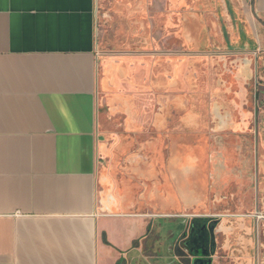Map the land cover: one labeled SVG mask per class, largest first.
Segmentation results:
<instances>
[{
	"label": "crops",
	"instance_id": "obj_1",
	"mask_svg": "<svg viewBox=\"0 0 264 264\" xmlns=\"http://www.w3.org/2000/svg\"><path fill=\"white\" fill-rule=\"evenodd\" d=\"M151 1L128 0L132 37L113 54L100 50L99 0H0V264H156L148 238L173 217L220 220L215 264L258 259L241 150L264 113V0H234L233 21L213 0ZM161 13L167 36L141 38ZM173 54L192 69L174 72ZM173 96L204 116L175 123ZM175 125L204 136L174 137Z\"/></svg>",
	"mask_w": 264,
	"mask_h": 264
},
{
	"label": "flooded vegetation",
	"instance_id": "obj_2",
	"mask_svg": "<svg viewBox=\"0 0 264 264\" xmlns=\"http://www.w3.org/2000/svg\"><path fill=\"white\" fill-rule=\"evenodd\" d=\"M215 7H219L220 5L223 9H226L227 17L233 21L235 19V10L236 4L234 0H213ZM200 7L207 5L206 0H199L197 4ZM234 10V11H233ZM225 29H227V24H224ZM227 25V26H226ZM229 30V28H228ZM228 30L225 32L228 42L232 40L230 36V32ZM230 47H232L229 44ZM262 89H259L258 92ZM264 89L262 90V92ZM256 118L252 121V125L249 127L250 131H247L246 136L242 137L244 144H242V154H248L246 158L247 162V170H246V185L247 190L243 195L245 199L249 202V211L251 213H256V217L258 214H263V217L258 218L260 222L262 221L261 233L257 234V229L255 232V240L256 247L259 248V257L256 259L255 255V264H264V211L257 208L258 205V181L260 173H257L256 163L261 165L260 159H255V154H264V146L260 141V120L264 119V113L260 115L261 110L259 106L256 108ZM264 121V120H263ZM262 128V127H261ZM264 134V133H263ZM256 161V162H255ZM175 220L174 218H168L166 221L172 223ZM160 227L157 229L154 236L148 238V247L144 250L146 253H154L155 251H162L163 253L168 251V253H164V256L168 254L167 258L169 259L171 256V250L175 249L176 252H183L184 254H196L197 258H204L205 260L191 261L190 264H214V260L212 262L209 261L213 255H209L212 249H216V252L221 249L222 245H226L228 242V238L224 237L221 233L218 232V227L220 225V220L218 218L211 217H197L192 219H187L183 222L182 226L184 228L183 237L180 241V244L173 243L171 237H175L174 228L165 226L163 223H160ZM259 236V237H258ZM231 243L233 242L230 240ZM153 244V247H152ZM223 247V246H222ZM151 250V251H150ZM176 258L175 256L171 257ZM222 258V257H221ZM161 263L160 261H156V264ZM179 261H166V264H178ZM137 264H144V262L139 260ZM164 264V263H163ZM223 264H232L231 262H223Z\"/></svg>",
	"mask_w": 264,
	"mask_h": 264
},
{
	"label": "rangeland",
	"instance_id": "obj_3",
	"mask_svg": "<svg viewBox=\"0 0 264 264\" xmlns=\"http://www.w3.org/2000/svg\"><path fill=\"white\" fill-rule=\"evenodd\" d=\"M100 4H99V14H98V26H99V29H100V35H99V39L102 41L101 42V52H108L110 50H107L109 48H112L113 51H110V52H114L113 54L116 53V49H120L119 47H115L117 46V44L121 43L122 41H126L128 39H130L132 36H131V33H130V30L127 29L126 27V24H128V14H127V8L129 6V2L128 0H99ZM146 4H150V10H152L153 8V5H152V1L151 0H145ZM145 6V4H144ZM124 8L125 11L122 9ZM146 8V6H145ZM234 11V10H233ZM236 13V10L234 12V14ZM148 15V14H147ZM236 16V14H235ZM142 17L145 18V16L143 15ZM157 17V27H156V30H152V29H148L147 31H141L140 32V37L141 38H154L156 37H159L160 39H164L166 36H167V32H165V19H166V14L164 13H161V14H157L156 15ZM148 18V16H147ZM224 19V18H223ZM128 20V21H127ZM107 40L109 43H107ZM108 45H112L111 47H109ZM106 47V50L104 51ZM106 59H112V60H115L117 61V56H103V58ZM162 58V59H160ZM160 58H157V62L156 63L157 65H159L160 67L158 68V70L162 71V69L164 68V60H165V56L162 55ZM168 58V56H167ZM171 60H172V67L174 68V72L176 70L178 71H184L186 68H191L192 66V62L191 60L195 59V58H192L188 55H176V54H173L172 57H169ZM192 58V59H191ZM151 60L153 59L152 56H141L140 60L142 61V65H144L145 63L143 61H148V60ZM192 69V68H191ZM175 75V74H174ZM191 80V83L188 84L189 86L192 85L193 82H195L194 79H190ZM189 80V82H190ZM114 92H110V96L106 95L107 98L109 97H112ZM174 97V109H173V118H174V121L175 123L176 122H180L182 120H184V118H189L190 120H193V121H196L197 119H201L202 116H204V112L203 111H199V110H191V111H188L186 110L185 108L182 110L180 108H178L176 106V103H180V98L178 99H175L177 96H173ZM190 102L194 101V97L191 95L189 98ZM187 101L185 100V103ZM189 102V103H190ZM186 104V106L189 108L191 106V103L190 105ZM108 118L111 119L112 116L111 115H108ZM264 120V119H263ZM118 124H115V126H117ZM183 127L182 126H179V125H175L174 126V131H173V135L174 137H180L181 135H187L190 139H197L198 137L202 138L204 136V134L202 133V131L200 132H188V131H183L182 130ZM200 133V134H198ZM111 145L115 146V142L112 143ZM260 180H261V175L259 174V183H260ZM247 211H249V209H247ZM251 212V211H249ZM174 218V217H173ZM168 218H165V219H161L159 220L158 222L159 223H163L165 226H167V228L169 227H172L174 228V231H175V234L176 236L175 237H178L180 234H183L184 232V228L182 226L183 222H182V219H177L176 217L174 218L175 220H172L174 222L172 223H169L167 222ZM258 221H260L258 218H257ZM257 234H260L261 233V224L260 222L257 223ZM175 237H171L172 238V241H174ZM259 237V236H258ZM164 253H168V251L164 252ZM180 253H183V252H180ZM168 254H166L165 256H163L164 258H166L165 260L162 259L161 264H166L165 262L167 261H170L172 260L171 258H167ZM181 257V256H180ZM179 257V259H180ZM224 257L225 256H221L220 257H217L216 260H218L219 262H223L224 261ZM182 258V257H181ZM151 259V258H150ZM182 259L179 260V262H182L181 261ZM184 260V258H183ZM216 261V264L217 262ZM183 263V262H182ZM159 264V262H158ZM214 264H215V261H214ZM222 264V263H221Z\"/></svg>",
	"mask_w": 264,
	"mask_h": 264
},
{
	"label": "water",
	"instance_id": "obj_4",
	"mask_svg": "<svg viewBox=\"0 0 264 264\" xmlns=\"http://www.w3.org/2000/svg\"><path fill=\"white\" fill-rule=\"evenodd\" d=\"M252 9H253V13H254V16L256 17V19L257 20H260V18L258 17V15H257V13H256V10H255V7L253 6L252 7ZM208 59H210V60H212V58L210 57V58H208ZM259 69H260V67H259ZM254 214H256V213H254ZM186 219H182V222H184ZM184 235L183 234H180L178 237H175V239H174V241H173V243L175 244V243H177V244H180V241H181V239H182V237H183ZM216 249H212V251L209 253V255H213L211 258H209V261L210 262H212L213 260H214V257H215V255H216ZM171 256L170 257H173L175 254H177V252H176V250L175 249H172L171 250ZM197 256L198 255H196V254H192V257H193V262L195 263V261H198V260H205L204 258H197ZM173 261H179L177 258H173ZM149 263V262H148ZM178 264H181V262H178Z\"/></svg>",
	"mask_w": 264,
	"mask_h": 264
},
{
	"label": "built area",
	"instance_id": "obj_5",
	"mask_svg": "<svg viewBox=\"0 0 264 264\" xmlns=\"http://www.w3.org/2000/svg\"><path fill=\"white\" fill-rule=\"evenodd\" d=\"M257 217L261 218V217H263V214H258Z\"/></svg>",
	"mask_w": 264,
	"mask_h": 264
}]
</instances>
